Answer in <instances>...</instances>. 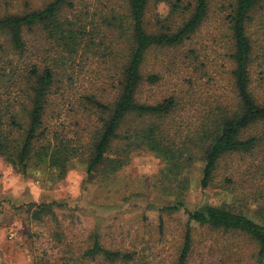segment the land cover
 I'll return each instance as SVG.
<instances>
[{
    "label": "trees",
    "instance_id": "1",
    "mask_svg": "<svg viewBox=\"0 0 264 264\" xmlns=\"http://www.w3.org/2000/svg\"><path fill=\"white\" fill-rule=\"evenodd\" d=\"M152 1L161 2L48 0L0 16V157L24 175L48 167L59 178L80 162L93 181L115 175L135 153L153 152L164 162L156 184L174 196L161 211L188 214L173 264H187L198 226L247 237L254 263L264 264V68L253 80L264 54L249 32L257 13L264 22V0H164L168 13L149 17ZM221 14L230 46L220 93L199 104L194 90L211 84L198 77L179 89L168 84L158 100H141V88L163 77L145 70L148 54L192 42L210 20L221 24ZM187 57L208 61L202 46ZM94 63L106 68L103 81L77 86L78 67L89 73ZM197 163L203 188L228 192L222 204L185 207ZM163 226L161 216L160 232ZM81 254L80 264H144L140 251L106 247L98 233ZM150 256L146 263L154 264Z\"/></svg>",
    "mask_w": 264,
    "mask_h": 264
},
{
    "label": "rangeland",
    "instance_id": "2",
    "mask_svg": "<svg viewBox=\"0 0 264 264\" xmlns=\"http://www.w3.org/2000/svg\"><path fill=\"white\" fill-rule=\"evenodd\" d=\"M46 1L0 0V16L21 11L26 4L38 7ZM152 3L149 17L156 13L162 16L158 11L161 2ZM213 32H216V39L214 35L211 36ZM249 32L259 56H263L264 22L259 13L249 25ZM193 46L204 48L208 56L206 66L194 64L187 57L189 48ZM229 46L227 24L221 14V24L210 20L192 42L172 49L152 50L148 54L145 70L155 69L163 77L158 85L152 88L144 85L141 88V100H158L170 92L168 84L179 89L185 80H197L198 77L211 84L203 90H199V87L194 90L193 96L197 97L199 104L220 93L221 86L227 84L228 80L226 56ZM263 61L264 57H260L253 65V80H259L257 72L264 68ZM78 69L75 78L80 87L86 85L88 80L103 81L102 75L107 73L106 68L97 63L93 64L89 73L83 69L80 73ZM137 158L138 162L134 163ZM247 160H241L239 165L248 164L250 161ZM145 161L153 164L151 175H141L137 170ZM163 167L164 162L159 156L143 151L135 153L131 162L115 175L91 181L85 173V165L76 162L73 168L85 176L81 185L82 195L76 201L66 194L63 198H57L64 177L59 178L48 167H31L30 170L41 172L40 183L46 191L39 203L32 201L27 192L18 200L0 194V232L4 234L0 240V264H66L68 260V264H80L78 258L91 244L95 233L100 235L106 247L140 251V260L144 264H148L146 256L150 255L154 264H173L183 244L188 214L184 209L161 211L162 206L174 202V196L156 184ZM224 175L226 172L222 170L221 178ZM24 176L36 179L30 172ZM200 178L201 163H197L189 174L190 187L185 196L187 209L219 205L229 198L224 189L203 188ZM38 204H48L49 207L39 208ZM161 216L164 219L162 232ZM255 248V244L245 236L226 234L224 231L220 234L198 226L194 229V247L187 264H255Z\"/></svg>",
    "mask_w": 264,
    "mask_h": 264
},
{
    "label": "clouds",
    "instance_id": "3",
    "mask_svg": "<svg viewBox=\"0 0 264 264\" xmlns=\"http://www.w3.org/2000/svg\"><path fill=\"white\" fill-rule=\"evenodd\" d=\"M167 10L168 5L164 3V0H161V3L158 5V11L163 16L166 15ZM137 162L138 158L134 160V163ZM137 170L141 175H151L154 171V167L151 161H145ZM29 172L30 175L35 176L36 179L25 178L22 172L16 170L15 165L11 161L0 157V194L10 196L13 200H18L27 192L32 201L39 203L42 195H44L46 191L40 183L42 174L39 170H29ZM84 179V174L77 168H70L64 180L60 183L57 198H63L66 194L72 201L79 199L82 195L81 185ZM3 235L4 234L0 232V240L3 239Z\"/></svg>",
    "mask_w": 264,
    "mask_h": 264
}]
</instances>
